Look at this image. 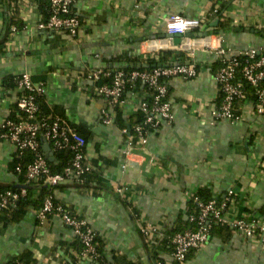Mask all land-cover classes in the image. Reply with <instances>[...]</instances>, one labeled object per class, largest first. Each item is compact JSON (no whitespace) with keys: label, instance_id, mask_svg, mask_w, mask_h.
<instances>
[{"label":"crops","instance_id":"crops-1","mask_svg":"<svg viewBox=\"0 0 264 264\" xmlns=\"http://www.w3.org/2000/svg\"><path fill=\"white\" fill-rule=\"evenodd\" d=\"M213 8L221 10L229 30L213 33L219 24L218 17L211 15ZM73 11L81 20L75 37L40 30L43 16L36 0L1 3L0 42L8 31L10 35L0 52V124L11 116L19 96L14 78L26 73L34 83L44 84L41 103L46 112L60 115L75 131L87 134L90 181L102 189L95 192L65 183L53 195L96 234L102 247L100 260L108 264L169 261L170 252L158 249L156 240L147 243L138 220L162 234L178 217L185 218L188 199L208 187L219 199L232 192L227 221L254 215L263 230L254 238L239 232L213 235L186 264H264V115L255 112L253 101H246L240 121L213 122L219 91L212 67L218 59L210 49L219 46L227 54L263 50L264 0H76ZM9 14L17 16L19 29L7 26ZM172 14L207 17L210 24L218 19V24L215 28L206 24L197 33L190 32L193 35L169 37L165 21ZM205 31L206 37L195 35ZM162 52L171 53L169 63L181 59L177 56L181 53L186 62L196 64L197 75L169 81L171 122L151 131L144 148H132L125 156L121 129L115 117L110 125L102 123L100 112L106 104L86 75L96 69L122 68L127 58L145 65L150 59L157 61ZM189 52H193L190 57ZM143 96L141 89L125 92L122 120L131 116ZM14 158L13 145L0 139L1 186L22 187L11 169ZM31 208L14 223L0 221V264L25 253L31 264L72 261L78 246L70 228L56 216L40 225ZM78 264L99 262L81 258Z\"/></svg>","mask_w":264,"mask_h":264},{"label":"built area","instance_id":"built-area-1","mask_svg":"<svg viewBox=\"0 0 264 264\" xmlns=\"http://www.w3.org/2000/svg\"><path fill=\"white\" fill-rule=\"evenodd\" d=\"M48 3L49 17L38 24L40 30L63 31L71 37L77 36L80 28V19L73 11L76 0H46ZM217 8L211 10V15L216 17ZM217 18V17H216ZM207 17L187 18L172 14L166 18L165 31L168 35L199 31L207 24ZM206 28V26H205ZM15 28H12L14 31ZM220 62V67L215 71L213 78L218 91L223 95L219 104L211 112L213 122L227 120L231 122L240 121L241 115L233 111V100L241 97V85L234 82L238 69L243 79L252 86H257L264 79V54L263 50L249 49L236 54H227L221 47H210ZM193 52L187 53L190 57ZM243 57V61L238 58ZM196 64L191 62L182 64L173 62L169 65L154 68L151 71L133 70L123 72L120 68L113 70L96 69L86 75V80L96 82L102 75L109 81L101 86H96L95 93L106 104L100 114L102 123L110 125L113 122V109L117 105L125 103L124 94L130 90H147L145 96L139 97L137 105L132 114L140 110L145 114L142 124L133 127L136 142L130 134L125 138L123 153L130 154L132 148H144L147 144L148 134L156 130L162 123L169 124L172 120L171 104L167 98L169 81L173 78L190 80L196 77ZM19 91L16 101L17 112L15 117L7 118L0 124V139L11 143L15 149V158L20 161L26 152H33L34 158L22 172L20 163L15 167L16 174L23 173L25 184L37 180L41 176L50 187L70 183L75 188H83L86 177L91 173L90 162L85 155L86 140L78 134L63 118L51 120H37V105L34 102L36 95L43 96L45 86L42 83H34L26 73L20 74L13 80ZM150 94L151 103L148 104L144 98ZM123 98V100H122ZM259 104L255 106V112L264 113V92L259 93ZM42 131V141L49 145L52 151L69 149L73 156L67 166L60 173H50L48 159L40 154L38 132ZM124 132V131H123ZM90 189L91 188H85ZM118 192L121 189H117ZM26 195L25 187L18 192L5 191L0 194V209L13 206L20 198ZM234 198L229 191L220 205L216 200L197 204V214L189 216V221L194 223V229L185 230L170 239L171 252L169 261H159L158 264H186V256L189 251H198L209 242V218L216 222L226 224L233 228V232H239L247 238H254L256 231L259 235L263 227L259 225L258 219L248 216L235 221H227L225 214ZM35 219L43 224L47 217H59L62 222L70 228L74 239L80 244V249L75 251L74 259L63 264H78L81 258H90L99 264H108L101 261V255L94 242V232L83 219L70 216L61 205L54 206L51 196L44 199L39 209H33ZM226 210V212H225ZM248 218V219H247ZM141 235L148 244L153 245L162 234L152 224L144 220H138Z\"/></svg>","mask_w":264,"mask_h":264},{"label":"trees","instance_id":"trees-1","mask_svg":"<svg viewBox=\"0 0 264 264\" xmlns=\"http://www.w3.org/2000/svg\"><path fill=\"white\" fill-rule=\"evenodd\" d=\"M3 1L4 0H0V5H1V3H3ZM7 1L10 4L11 2H17L19 0H7ZM36 2L38 3L39 10L42 13L43 21H45L49 17L48 3L46 0H36ZM13 13H15L14 10H13ZM216 17H218V19H219V24H218L217 28L213 30L214 34H218L220 32H223V31L230 29L228 22H226L225 19H222L221 10H218ZM5 18L7 21V26L9 28L13 26L16 29H19L22 26L21 23L18 21L17 16H15V14L6 15ZM79 19H80V17H79ZM80 23H81V20H80ZM207 24H210V22H207ZM195 32L197 33L198 31H195ZM9 35H10V31H8L6 33L7 37ZM7 37H4V39L0 42V52L3 49V45H4V42L6 41ZM263 54H264V49H263ZM169 55H171L170 52H162L157 61L150 59L145 65H142V63L139 62L136 58H132V59L127 58L126 59V61H127L126 66H123L120 69L123 70V72H129V71H133V70L151 71L154 68L169 65L170 63L167 61L168 60L167 57ZM177 56L181 57V59H177V63L178 62L182 63V64L191 63V62H186L185 58L182 56L181 53H178ZM238 59L240 61H243V57H239ZM195 67H196V69H198L197 66H195ZM219 67H220V62L218 61L212 67L213 74L215 73L216 70H218ZM108 81H109L108 79H105L101 75L99 80H97L94 85L98 87V86H101V85L107 83ZM234 82L239 83L241 85V88H240L241 93H242L241 97L235 98L233 100V111L235 112V114L240 115L241 107L243 106V104L246 101H253L255 106H257L260 103L259 102V93L262 91L264 92V79L259 81L257 86H252L243 79V77L240 73V69H238L236 74H235ZM143 91H147V90L144 89ZM168 93H169V88L167 89V98H168ZM222 97H223V95L221 94V92H219L217 101L220 102ZM42 98H43V96H38V95H36L34 98V102L37 105L36 119L37 120H42V119L51 120V119H55V118H62L60 115H57L55 113L46 112V110L43 108V105L41 103ZM122 100H123V98H122ZM144 101L148 104L151 103L150 94L148 95L147 98L144 99ZM120 108H121V105H117L113 109V115H114L113 117H115L114 123H116L120 127L124 138H127V136L130 134L131 136H133V139H134L133 143H135L136 137L134 136L133 127L136 124H142L143 123V121L145 119V114H143L140 110H138L134 114H131V116L128 117V119L126 121H124L121 119ZM16 112H17V108H16V103H15L12 114L9 118L15 117ZM263 115H264V113H263ZM41 133H42V131L38 132V136H39L38 140L40 143V148H39L38 152L40 154L45 155L44 150H43V141L41 138ZM77 133L80 134L81 136H83L85 138V140L87 139L86 133L85 134L80 133V132H77ZM52 156H53V160L52 161L48 160L49 171H50V173H60L63 171V169L67 166V164L71 160L73 153L69 149L66 148V149L59 150V151H52ZM33 158H34L33 152H26L20 161H18V160H16V158H14L12 165H11V169L15 172V167H16L17 163H20L21 168H22V172H24L26 166L32 162ZM15 174H16V172H15ZM89 175L86 177V182H85V185L83 188H91V189H94L95 192H96V190H101L102 187L99 185L98 182H95L94 180L90 181ZM17 178H18V182H19L20 186L25 187L26 195L24 197L20 198L13 206L7 207L5 209H0V221L4 225L18 221L25 214L26 210L29 207H32L33 209H39L42 202L44 201V199L48 196H51V199H52L54 206L61 205L63 207V209L65 211H67L68 214H70L71 217L76 218V219H81V218L75 216L68 207L64 206L62 203L58 202V200H56L54 198L53 193H54V189H56V187H50L48 184H46L44 182L43 176H41L40 178L31 182L28 185L25 184V179H24L23 173L17 174ZM20 189H21V187L19 188L17 186L16 187L15 186L14 187L13 186L5 187V186L0 185V194L4 193L5 191L18 192ZM33 190L37 191L36 195L34 194ZM33 194H34V197L32 199V197H30V196ZM212 199L216 200L217 205H220V203L222 202V199L213 197L210 188H208V187L199 188L186 202L185 218H182V216L178 217V219L175 221V223L173 224V226L171 228L163 231L162 236L156 240L157 241L156 247L158 249L165 251V252H171L170 239L173 236H175L176 234L182 233L185 230L194 229L195 225L193 222L189 221V216H193V215L197 214V211H198L197 204L198 203H207L208 201H210ZM225 212H226V210H225ZM263 212L264 211H261V214ZM48 218H50V216H48L47 219ZM249 218L258 219L254 215L250 216ZM208 222L210 223L209 238H211L213 235H223V234L224 235H230L233 232V228H231L230 226H228L226 224H221V223L216 222V220L214 218H209ZM257 235H259V231H256V236ZM74 242H75L74 246H78V249H76V251H78L80 249V244L78 243V241L76 239H74ZM94 242H95L96 248L100 252L102 247H101V244L98 242V239H97V236L95 233H94ZM194 252H196V251H194V250L189 251L187 256H186V260ZM159 261H160V259L156 260V264H158ZM31 262L32 261L30 260L29 254L25 253V254H22L21 256L13 259L11 262H8L6 264H31Z\"/></svg>","mask_w":264,"mask_h":264},{"label":"water","instance_id":"water-1","mask_svg":"<svg viewBox=\"0 0 264 264\" xmlns=\"http://www.w3.org/2000/svg\"><path fill=\"white\" fill-rule=\"evenodd\" d=\"M217 24H218V19H216V20H214V22H212L211 24H210V26L211 27H213V28H215L216 26H217ZM222 32H220V34H221ZM187 34H191L190 32H186V33H184V34H182V35H184V36H186ZM175 35H177V36H181V35H179V34H173V35H169V37H173V36H175ZM191 35H193V34H191ZM196 36H198V37H206L207 36V32L205 31V32H200V33H198V34H195ZM102 128H105L104 126L102 127ZM94 132H97V131H94ZM44 152L46 153L45 154V156H46V158L49 160V161H52V159H53V156H52V154L50 153V148H49V145L48 144H45V146H44Z\"/></svg>","mask_w":264,"mask_h":264}]
</instances>
